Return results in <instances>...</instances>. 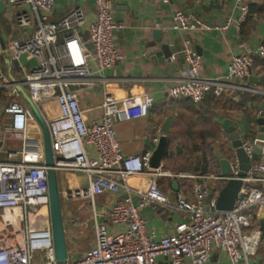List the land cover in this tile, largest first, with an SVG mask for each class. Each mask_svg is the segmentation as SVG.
<instances>
[{
  "label": "built area",
  "instance_id": "obj_1",
  "mask_svg": "<svg viewBox=\"0 0 264 264\" xmlns=\"http://www.w3.org/2000/svg\"><path fill=\"white\" fill-rule=\"evenodd\" d=\"M26 10L16 15L20 28H31L32 36L14 41L8 53L15 60L23 55L37 59L35 70L23 82H13L0 66V90L10 101L0 107V264H33L36 254H42L45 264H56L49 218L40 210L49 206V167L46 164L42 132L31 131L32 113L21 102L19 88L27 87L28 95L38 107L55 102L58 114L50 118L52 149L57 172H75L88 179V198L93 207L102 195L124 196L108 209L111 232L105 223H97L95 246L68 264H159L162 257L169 264H206L214 249L224 253L231 264H250L264 246V232L254 227L252 213L264 210V141L257 161L252 160L255 146L242 142V149L251 159L245 178L239 179L240 162L236 154L230 161L232 177H214L228 182L241 180L243 185L231 211H218L217 197L203 185H195L191 197L178 193L172 201L161 190L160 169L150 168L152 152L143 156L124 153L116 123L146 118L151 100L147 95L117 99L106 94L101 104L102 117L88 122L76 92L92 86V66L100 74L113 68L122 59L116 32L117 24L109 0H95L96 14L92 21L80 7L74 8L58 21L49 20L56 0H7ZM168 4L169 0H161ZM241 17L237 28L249 15L245 0H236ZM235 24L231 18L214 28L182 11L174 15L172 29L179 32L227 31ZM160 29V25H156ZM83 33H87L85 40ZM63 42L59 41L60 36ZM246 52L234 56L227 73L220 78L202 74V58L191 43L185 42L179 53L186 66L178 70L176 84L169 90L173 100L187 99L201 104L208 96L222 98L232 94H250L264 100V92L248 82L255 58H264V45L256 49L240 44ZM176 56L171 57V62ZM100 82L107 79L101 77ZM158 141V140H156ZM147 175L146 190H134L126 182ZM208 176H193L207 180ZM213 178V177H212ZM141 197L139 206L131 194ZM152 205L155 210L167 208L181 213L186 221L178 224L173 234L156 240L141 215V208ZM96 211V210H95ZM95 212V218H98ZM103 217V216H102ZM105 218V216H104Z\"/></svg>",
  "mask_w": 264,
  "mask_h": 264
},
{
  "label": "crops",
  "instance_id": "obj_2",
  "mask_svg": "<svg viewBox=\"0 0 264 264\" xmlns=\"http://www.w3.org/2000/svg\"><path fill=\"white\" fill-rule=\"evenodd\" d=\"M0 1L7 3L4 13L0 16L1 60L3 57L1 45L5 44L8 51L14 41L23 42L29 39L36 28V16H33L34 24L31 28H20L16 24V15L27 8L13 6L7 0ZM109 1L116 23L122 26L116 32V39L123 59L101 74L92 66L93 78L98 81L92 86L81 87L76 92L77 99L85 111L86 120L90 122L102 117L101 104L106 94H111L117 99L135 95L149 96L151 105L146 118L116 123L124 153L139 156L147 152L153 153L164 135L162 128L167 119L175 116L171 132L167 134L170 156L162 161L160 168L165 174L159 179L161 190L173 201L178 193H185L191 197L193 187L199 184L207 187L212 195L218 198L227 184L214 178L224 176L220 162L227 159L230 163L235 156L233 141L224 128V123L231 121L237 128L236 132L242 142H249L255 147L260 145L257 120L264 100L250 94H232L225 96L230 103L217 104L206 98L201 104L195 105L187 99H171L169 90L176 84L178 70L186 66L185 59L179 54L185 42L191 43L196 53L201 56L202 74L207 78H220L226 75L233 57L246 52V48L240 46L241 43H245L251 49L264 45V0H245L249 6V15L239 29L236 22L241 17V11L236 0H169L168 4H163L161 0ZM76 7L84 10L88 21L94 19L95 0H56L55 11L49 16V20L58 21ZM179 11L194 19L203 20L213 28L228 18L233 19L235 24L224 32L215 30L179 32L172 29L174 15ZM156 25H160V29H156ZM156 31L162 33L158 46L169 45L171 50L176 52L174 54L176 60L171 63L166 61L162 63L164 57H158L156 53L150 54V46L156 44L154 38ZM64 36L59 38L61 43ZM83 37L88 40L87 33H83ZM15 61L18 62V66H9L6 62H2L1 66L9 79L15 82H23L26 75L38 65L37 59L28 55H23ZM101 77L107 79L106 83L99 81ZM248 82L264 92V58H255ZM23 89L28 94L27 87ZM7 96L6 91L0 90V107L10 101ZM21 102L29 109L23 95ZM37 108L47 124L50 118L58 114L55 102H46ZM30 125L32 132H42L33 114ZM185 159H193L196 162L187 168L183 164ZM193 176L210 178L200 180L193 179ZM82 180L86 182L88 188L87 177L83 176ZM149 181V176L142 175L130 178L126 184L134 190H146ZM124 194L125 192L119 195L105 193L100 196L101 203L97 202L99 198L96 199L95 207L91 205L89 199L87 203L81 202L77 209L78 213L85 211L92 213L90 219L94 222V239L87 249H81L80 245L82 239H88L90 236L88 230L84 228V223L79 217L73 220L68 217V222L64 221L69 261L81 258L95 246L97 223H105L111 232L117 230L109 224L107 212L111 204ZM131 197L134 204L139 206L141 197L134 193ZM63 212L67 215L64 209ZM95 212L99 215L98 218H95ZM141 215L148 231L155 232L156 240L173 234L176 226L186 221V218L177 211L167 208L155 210L152 205L141 208ZM252 220L254 227H259L264 232V210H255L252 213ZM158 262L169 264L162 257ZM183 264L194 263L187 259ZM206 264L231 263L224 253L214 249L210 262ZM250 264H264V246Z\"/></svg>",
  "mask_w": 264,
  "mask_h": 264
},
{
  "label": "water",
  "instance_id": "obj_3",
  "mask_svg": "<svg viewBox=\"0 0 264 264\" xmlns=\"http://www.w3.org/2000/svg\"><path fill=\"white\" fill-rule=\"evenodd\" d=\"M7 3L0 1V16L4 13ZM160 31H156L154 38L156 44L150 46V54L156 53L158 57H164L163 62L171 63V57L176 53L175 50H171L169 45L158 46V43H161ZM3 57L0 60V66L2 62H6L9 66H18V62L13 60L11 55L8 53L5 44L1 45ZM14 81V80H13ZM15 82V81H14ZM22 93L24 100L31 110V113L38 121L39 126L43 133L45 155H46V164L49 167V211H50V223L51 231L53 236L54 250H55V260L56 264H68V247L66 240V232L63 220L61 196L59 189V180L58 172L55 168V157L52 149V140L50 135V130L47 124V121L42 116L41 112L37 106L33 103L29 95L25 92L23 88H19ZM175 116H171L167 119L165 125L162 128L164 135L159 141L157 149L153 152L152 159L150 162V168L153 170H158L162 166V161L170 156V151L168 150V137L167 134L171 132V125L173 123ZM259 125V135L258 139L260 142L264 141V102L261 104V114L257 120ZM224 128L227 133L231 135L233 141V148L235 154L239 159L241 164L239 179H243L246 176V173L251 168V159L246 155L242 149V140L240 135L236 132L237 128L232 125L231 121H225ZM179 151V149H178ZM261 153L260 145L256 146L254 149V155L252 160L257 161L259 159V154ZM222 167V173L224 176L232 177L230 163L227 159H224L220 162ZM242 181L231 179L227 182L224 188L221 190L218 200L217 207L218 211H231L234 207L235 201L238 198L240 189L242 188Z\"/></svg>",
  "mask_w": 264,
  "mask_h": 264
},
{
  "label": "rangeland",
  "instance_id": "obj_4",
  "mask_svg": "<svg viewBox=\"0 0 264 264\" xmlns=\"http://www.w3.org/2000/svg\"><path fill=\"white\" fill-rule=\"evenodd\" d=\"M193 159L191 160L185 159L183 160L184 161L183 164L187 168L192 167V165H194L196 162ZM83 176L85 175L75 172H66V171L58 172L62 212L64 209L65 212L67 213V215H65L63 212V220L68 222V217L70 220L79 217L80 221L84 223L85 225L84 228L88 230L90 236L88 237V239H82L80 241V245H81V249H87L90 246L92 239H94V222L92 219H90L92 217V213L85 211L79 214L77 210L81 202L87 203V200L89 199L86 182L82 180ZM98 198H97L98 199L97 202L101 203L102 202L101 198L100 197ZM40 211L43 214H45L50 220L49 206L42 207ZM74 246L76 247L77 244H75ZM45 262L46 261L42 254H36L34 256L33 264H45Z\"/></svg>",
  "mask_w": 264,
  "mask_h": 264
},
{
  "label": "trees",
  "instance_id": "obj_5",
  "mask_svg": "<svg viewBox=\"0 0 264 264\" xmlns=\"http://www.w3.org/2000/svg\"><path fill=\"white\" fill-rule=\"evenodd\" d=\"M247 97V96H246ZM207 98H210L213 102L217 103V104H220V103H230L229 101H227V99L225 97H222V98H215L213 96H208Z\"/></svg>",
  "mask_w": 264,
  "mask_h": 264
}]
</instances>
